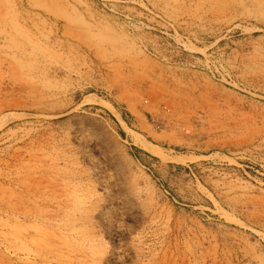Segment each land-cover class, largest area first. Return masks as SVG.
Segmentation results:
<instances>
[{
	"label": "rangeland",
	"instance_id": "374dc122",
	"mask_svg": "<svg viewBox=\"0 0 264 264\" xmlns=\"http://www.w3.org/2000/svg\"><path fill=\"white\" fill-rule=\"evenodd\" d=\"M0 264H264V0H0Z\"/></svg>",
	"mask_w": 264,
	"mask_h": 264
},
{
	"label": "bare ground",
	"instance_id": "6f19581e",
	"mask_svg": "<svg viewBox=\"0 0 264 264\" xmlns=\"http://www.w3.org/2000/svg\"><path fill=\"white\" fill-rule=\"evenodd\" d=\"M118 68V67H117ZM125 81V80H124ZM169 99H167V101H168ZM163 101V100H162ZM57 116H59V115H57ZM137 143V142H136ZM138 144V143H137ZM149 145V144H148ZM147 144L146 145H144V144H141V147H143L145 150H150V148H149V146H148ZM155 154V153H154Z\"/></svg>",
	"mask_w": 264,
	"mask_h": 264
}]
</instances>
